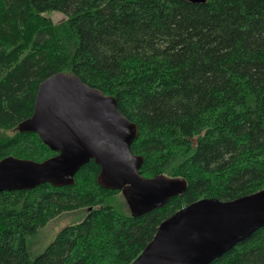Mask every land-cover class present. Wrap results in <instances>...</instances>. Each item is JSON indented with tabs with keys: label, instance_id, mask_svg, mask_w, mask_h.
I'll list each match as a JSON object with an SVG mask.
<instances>
[{
	"label": "trees",
	"instance_id": "16d2710c",
	"mask_svg": "<svg viewBox=\"0 0 264 264\" xmlns=\"http://www.w3.org/2000/svg\"><path fill=\"white\" fill-rule=\"evenodd\" d=\"M60 72L116 98L143 177L187 190L134 217L92 160L74 186L2 192L0 264H131L179 210L264 190V0H0V161L57 154L18 126ZM81 212L36 253L41 230ZM212 264H264V228Z\"/></svg>",
	"mask_w": 264,
	"mask_h": 264
},
{
	"label": "water",
	"instance_id": "95a60500",
	"mask_svg": "<svg viewBox=\"0 0 264 264\" xmlns=\"http://www.w3.org/2000/svg\"><path fill=\"white\" fill-rule=\"evenodd\" d=\"M18 130L38 135L57 154L43 162L13 156L0 161V193L74 186L92 160L100 167L99 185L122 191L134 217L166 207L187 190L181 179L141 175L145 159L132 153L138 126L119 111L115 97L75 74L60 72L43 81L33 115ZM263 228L264 190L228 202L202 199L165 220L131 264H212Z\"/></svg>",
	"mask_w": 264,
	"mask_h": 264
},
{
	"label": "rangeland",
	"instance_id": "374dc122",
	"mask_svg": "<svg viewBox=\"0 0 264 264\" xmlns=\"http://www.w3.org/2000/svg\"><path fill=\"white\" fill-rule=\"evenodd\" d=\"M54 22H60L66 19L63 14L53 13L51 16ZM83 217V212L81 213H72V214H63L57 219L53 220L48 226H46L41 232L37 240L35 241V245L33 249L37 254H41L46 250V248L53 242L57 233L62 230L64 227L68 226L74 221H78Z\"/></svg>",
	"mask_w": 264,
	"mask_h": 264
}]
</instances>
